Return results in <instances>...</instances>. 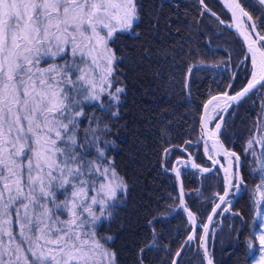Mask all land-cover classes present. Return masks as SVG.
I'll list each match as a JSON object with an SVG mask.
<instances>
[{"label": "snow or ice", "instance_id": "obj_1", "mask_svg": "<svg viewBox=\"0 0 264 264\" xmlns=\"http://www.w3.org/2000/svg\"><path fill=\"white\" fill-rule=\"evenodd\" d=\"M259 3L264 7V0ZM231 9L233 17L238 12L237 19L250 22L241 35L251 70L240 91L224 95L236 104H258V128L264 133V16L255 21L239 0H233ZM140 11L138 0H0V264H117L107 246L112 237L98 236L97 227L112 217L118 193L126 196L127 184L101 146L108 125L94 121L83 140L79 130L86 102L103 107L107 96L106 110L119 116L125 89H113L117 55L111 44L117 33L133 30ZM205 11L210 12L207 5ZM207 112L206 105L204 135L214 150L231 158L225 169L227 187L216 194L218 201L208 216L211 223L216 209L228 211V189H238L243 178L240 157L219 139L223 115L217 113L210 126ZM254 144L261 146L259 157ZM89 147L96 153L91 159ZM247 150L259 161L257 192L264 200V135L251 138ZM233 161L237 168L230 171ZM172 164L178 177L176 166L182 160ZM188 215L194 219L193 213ZM258 227L259 259L254 264H264V222ZM202 231L201 239L207 236L206 224ZM246 243L251 251L252 238ZM154 246L138 249L137 264H144L146 251ZM207 264H213L210 257Z\"/></svg>", "mask_w": 264, "mask_h": 264}, {"label": "trees", "instance_id": "obj_2", "mask_svg": "<svg viewBox=\"0 0 264 264\" xmlns=\"http://www.w3.org/2000/svg\"><path fill=\"white\" fill-rule=\"evenodd\" d=\"M240 1L255 21L264 16L259 0ZM138 3L141 11L133 30L117 33L118 39L111 44L117 55L114 87L122 85L125 89L119 116H112L96 102H86L87 119L81 118L79 136L83 140L89 122L90 126L95 125L94 121H99L101 127L107 124L110 131L101 137V146L127 184V194L119 196L121 203L115 204L112 217L97 228L98 236L112 237L108 246L115 252L117 264H137L138 249L153 243L154 248L146 251L144 264H172L192 227L179 203L176 177L163 168V162L170 169L177 156L197 146L204 103L223 90L235 70L218 67L227 62L219 56L232 55V64H238L246 48L234 32L205 11L207 5L228 21L230 15L219 0H204V6L200 0ZM221 76L228 80L222 87ZM246 77L247 73L239 68L237 82L241 88ZM94 117L98 120H91ZM192 154L196 156L195 150ZM95 155L94 148L88 149L89 159ZM200 176L198 171H184L182 178L187 205L199 224H204L213 202L202 206ZM213 224L218 231L215 239L211 235L209 238L216 264H252L258 239H252L254 248L250 251L239 237L243 221L227 218L221 225ZM236 247L241 249L234 255ZM177 264H205L199 231Z\"/></svg>", "mask_w": 264, "mask_h": 264}, {"label": "flooded vegetation", "instance_id": "obj_3", "mask_svg": "<svg viewBox=\"0 0 264 264\" xmlns=\"http://www.w3.org/2000/svg\"><path fill=\"white\" fill-rule=\"evenodd\" d=\"M232 59V55L219 56V60L227 62L219 64L218 67L225 71L227 69H235L233 76L236 77V80L234 79L229 89L231 93H235L241 89L237 82L239 68L245 71L247 73V77H249L251 66L248 61L245 60V55L240 59L238 64H232ZM232 79L228 81L225 77L221 76L219 82L221 87L227 81L228 82L225 88L217 93L225 92L228 89ZM226 105V103L221 102L218 103L215 108H213V116L210 125L214 124L216 119H218L217 113H220L221 115L225 114L224 124L222 126V135H220L219 139L223 143L224 148L228 149V151H234L237 155H239L241 159V165L238 168V171L239 175L243 178V183L240 184L238 189H228L229 194L225 197L226 201H230V203L227 205L228 211L221 213L219 209L213 222H217L221 225L227 218H230L233 221L239 219L242 220L243 225L241 227L239 237L246 243L249 238L258 239V226L260 223L264 222V200L260 198L259 193L257 192V187L261 184V182L254 183L256 179H261V173L258 171L259 161L258 159H254L250 150H247V144L251 138L254 136L259 138L260 135H264V133L259 132V121L257 119L262 115V113L259 105L254 104L253 102H243L232 105L228 111L225 112L227 109ZM235 108L236 110L233 111ZM221 109L224 111L221 112ZM243 115H246L245 119L242 118ZM214 117L216 119H213ZM225 128L226 131H224ZM239 132H245L246 134L242 135ZM199 138L200 136L198 135V141H196L197 143L194 142L197 144V146L194 147V149H186L184 151L185 155L178 156V158L183 159L182 163L184 164V169H187V171H198L201 175L199 196L202 206L204 207L209 202H213V206L218 201L216 194H223L224 189L227 187L228 182L225 180V169L229 168V163L227 161V156H225L222 151L213 149L212 140L199 141ZM204 143H206V145H204ZM254 148L256 149L257 157H259L261 146L259 144H254ZM193 150H195L196 153L195 160L196 164L199 165L198 169L188 167L191 166V162L189 160ZM210 156L212 159L209 158ZM213 159H215L217 162L213 163ZM206 168H213V171L204 172V169ZM236 168V163L233 161L230 171H235ZM253 185H257L256 188H254ZM185 195L187 198V193ZM211 196L213 199H210ZM225 206V204H221V208H224ZM204 224H206V221ZM198 231L200 236V227H198L197 233ZM238 248L239 247H236L233 251V253H235L234 255L240 251L241 248L239 250ZM254 257L255 258H253L252 264H254L255 260L259 259V244Z\"/></svg>", "mask_w": 264, "mask_h": 264}, {"label": "water", "instance_id": "obj_4", "mask_svg": "<svg viewBox=\"0 0 264 264\" xmlns=\"http://www.w3.org/2000/svg\"><path fill=\"white\" fill-rule=\"evenodd\" d=\"M232 2H233V0H230V7H229V11H230V14H231V24L229 25V28L242 40V42L244 43V45H245V47H247V42L243 39V36L241 35V32H243L244 31V29H243V18H241V19H237V17H239V13L237 12V16L236 17H233V15H232V9H231V5H232ZM240 3V2H239ZM202 4V3H201ZM202 5H204V3L202 4ZM210 13H213L212 11H210ZM217 18H218V20H220L221 21V19H220V17L218 16V15H215ZM224 24V23H223ZM225 96V95H224ZM228 96H231V95H228ZM213 97H221L220 95H216V96H212L209 100H212V104L216 101L215 99H213ZM208 100V101H209ZM208 101L206 102V104L204 105V108H203V112H202V115L204 114V112H205V106L207 105V109H208V111H209V108H210V106L212 105V104H208ZM232 103H234V102H232ZM207 114H208V112H207ZM200 126H201V135L202 136H205L204 135V133H203V131H202V116H201V120H200ZM178 178H179V181H180V196H181V202H180V205L183 207V209L184 210H187L186 208H185V206H184V202H183V198H184V193H183V181H182V178H181V175H179L178 176ZM214 208V207H213ZM213 210V209H212ZM217 210L218 209H216L215 211L217 212ZM188 212H191L190 210H187ZM211 213H212V211H211ZM211 213H210V215H211ZM214 216V215H213ZM213 216H212V219H213ZM194 219H195V216H194ZM206 225H207V227H208V229H209V226H210V223H208V219H207V222H206ZM196 226H197V223L195 222V220H194V226H193V229H192V231H191V233L189 234V235H192V234H195V231H196ZM188 235V236H189ZM204 236V233H203V231H202V234H201V237H203ZM201 237H200V249H201V253H202V257H203V260H204V262H205V264H207V260H208V258H209V255H208V252L207 251H205V248L207 249V247H206V241H207V236L206 237H204L203 239H201ZM184 245L185 244H183L181 247H180V249L178 250V252H180V254L182 253V251H183V249H184ZM180 256V255H179ZM179 256H177V255H175V257H174V260H173V262L175 261V264H177V260H178V258H179ZM173 262H172V264H173ZM213 264H214V262H213Z\"/></svg>", "mask_w": 264, "mask_h": 264}, {"label": "rangeland", "instance_id": "obj_5", "mask_svg": "<svg viewBox=\"0 0 264 264\" xmlns=\"http://www.w3.org/2000/svg\"><path fill=\"white\" fill-rule=\"evenodd\" d=\"M114 68H115V64H114ZM114 80H115V72H114V78H113V89H115V85H114ZM119 86H122V85H119ZM123 87V86H122ZM106 99H107V96H105V97H103L102 98V104H103V107L104 108H107L108 107V100L106 101ZM89 103H93V102H89ZM96 103H98V102H96ZM98 104H100V103H98ZM92 115H95V112H92L91 113ZM90 119V118H89ZM91 120H98L97 118H95L94 117V119H91ZM89 127H90V122H89ZM91 127H95V125L94 126H92L91 125ZM89 150H92V148L91 147H89ZM90 158V157H89ZM122 194H119L118 193V202L116 203V204H119V203H121L120 201H119V196H121ZM65 217H61V219H64ZM108 220V219H107ZM104 221V220H103ZM98 228V227H97ZM108 246V245H107ZM109 247V246H108Z\"/></svg>", "mask_w": 264, "mask_h": 264}, {"label": "bare ground", "instance_id": "obj_6", "mask_svg": "<svg viewBox=\"0 0 264 264\" xmlns=\"http://www.w3.org/2000/svg\"><path fill=\"white\" fill-rule=\"evenodd\" d=\"M183 196H185V195H183ZM213 217H214V216H213ZM189 242H190V241H188L187 239L185 240V242H184V244H185V245H184V249L187 247V245L189 244ZM184 249H183V251H184ZM183 251H182V252H183ZM209 257H210V256H209Z\"/></svg>", "mask_w": 264, "mask_h": 264}]
</instances>
